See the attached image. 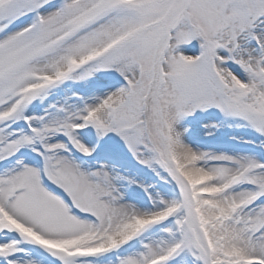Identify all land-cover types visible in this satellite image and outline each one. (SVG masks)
I'll use <instances>...</instances> for the list:
<instances>
[{"label":"snow or ice","instance_id":"obj_1","mask_svg":"<svg viewBox=\"0 0 264 264\" xmlns=\"http://www.w3.org/2000/svg\"><path fill=\"white\" fill-rule=\"evenodd\" d=\"M0 264H264V0H0Z\"/></svg>","mask_w":264,"mask_h":264}]
</instances>
